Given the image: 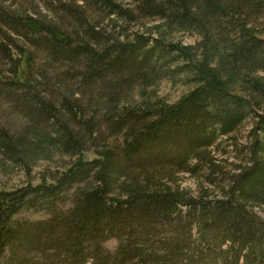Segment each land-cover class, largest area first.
<instances>
[{
    "label": "trees",
    "instance_id": "16d2710c",
    "mask_svg": "<svg viewBox=\"0 0 264 264\" xmlns=\"http://www.w3.org/2000/svg\"><path fill=\"white\" fill-rule=\"evenodd\" d=\"M82 1L58 7L74 20L71 33L0 2L5 59L16 63L20 36L66 64L55 83L7 82L16 106L54 128L68 153L105 141L54 182L0 190V264H264V0ZM91 9L113 25L92 22ZM149 16L198 31L202 62L248 96L214 83L191 47L122 24ZM179 76L195 87L177 104L136 100L147 83ZM252 113L240 164L226 172L220 141ZM182 173L196 177L198 195L181 189ZM29 209L49 217L18 218Z\"/></svg>",
    "mask_w": 264,
    "mask_h": 264
},
{
    "label": "rangeland",
    "instance_id": "374dc122",
    "mask_svg": "<svg viewBox=\"0 0 264 264\" xmlns=\"http://www.w3.org/2000/svg\"><path fill=\"white\" fill-rule=\"evenodd\" d=\"M125 5L134 3V0H120ZM3 5L11 6L19 10L21 13H33V16L46 23H54L60 29L75 32L77 27L72 24L71 16L61 12L60 5L62 3L74 4L76 6L83 5L82 0H0ZM29 11V12H25ZM89 19L94 22L98 17L99 22L104 24L111 23L109 20H104L91 9ZM74 21V20H73ZM76 23V22H75ZM119 23H121L119 21ZM123 24L130 32L140 31L148 32L153 37L162 36L170 42H175L184 47H191L198 54L197 60L201 61V68L204 72L220 86H224L226 90L237 93L240 96L247 97L245 89L242 87L239 80H230L223 77L217 71L216 64L203 63L201 53V34L194 29H180L178 26L168 23L164 18L160 17H144L135 22H125ZM113 25V23H111ZM259 35L264 37V32H259ZM17 48H13L14 59L13 64L8 59H5L0 54V190H14L26 187L28 185L37 186L43 182H54V177H60L62 172L74 162L81 154L87 160H92L98 157L103 151L105 141L103 138L96 143L88 144L87 149L74 150L66 152L62 145L55 140L58 138L54 132V128L36 127L32 120L16 106L13 102V97L9 94L6 83L10 81L24 82L26 79H31V82L40 80L51 83L58 82V78L62 79V73L66 70V64L55 62L45 52L43 48L31 44L26 38L17 36ZM14 66L16 70L14 71ZM259 76L264 74L258 73ZM193 83H186L183 76H179L177 81H172L169 78H163L155 83H147L143 89L138 90L135 98L138 102L155 101L168 105L177 104L183 96L194 89ZM254 113L243 123L239 131L232 138H222L220 141L219 150L224 154L227 160L222 161L221 165L226 172L235 171V168L240 164V149H243L250 141L251 128L254 125ZM108 132V131H107ZM107 134V133H106ZM108 137L107 135L104 136ZM122 137L112 135L108 141L114 143L116 139ZM54 139V140H53ZM107 141V142H108ZM81 151V152H80ZM227 152V153H226ZM78 153V154H77ZM179 184L187 195H198L200 185L196 177L190 173H182L179 176ZM214 190L213 186H210ZM217 195V192L213 194ZM212 196V197H213ZM61 209L66 211L71 207V202L67 200L61 204ZM258 213L264 217V211L257 209ZM49 216L42 211L34 209L24 210L18 216L24 220H40L46 219ZM118 242L112 238L106 246L111 251L117 248Z\"/></svg>",
    "mask_w": 264,
    "mask_h": 264
}]
</instances>
